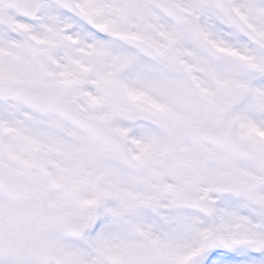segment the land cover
Returning <instances> with one entry per match:
<instances>
[{
    "label": "snow or ice",
    "instance_id": "obj_1",
    "mask_svg": "<svg viewBox=\"0 0 264 264\" xmlns=\"http://www.w3.org/2000/svg\"><path fill=\"white\" fill-rule=\"evenodd\" d=\"M0 264H264V0H0Z\"/></svg>",
    "mask_w": 264,
    "mask_h": 264
}]
</instances>
